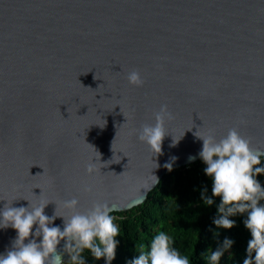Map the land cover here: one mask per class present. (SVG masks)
<instances>
[{
	"label": "water",
	"instance_id": "1",
	"mask_svg": "<svg viewBox=\"0 0 264 264\" xmlns=\"http://www.w3.org/2000/svg\"><path fill=\"white\" fill-rule=\"evenodd\" d=\"M162 105L181 139L165 136L154 169L137 132ZM233 127L264 151V0H0V201L126 212L200 160L196 131ZM15 236L0 230V254Z\"/></svg>",
	"mask_w": 264,
	"mask_h": 264
},
{
	"label": "clouds",
	"instance_id": "2",
	"mask_svg": "<svg viewBox=\"0 0 264 264\" xmlns=\"http://www.w3.org/2000/svg\"><path fill=\"white\" fill-rule=\"evenodd\" d=\"M127 80L134 87H141L144 83L137 70L130 71ZM171 119L167 106L162 105L153 114L154 122L138 129L137 139L150 153L154 169L160 165L153 158L162 154L163 140L171 135L166 128V121ZM240 123L245 122L241 120ZM194 135L202 141L198 157L205 165L204 175L211 182L210 195L205 188L201 200L206 207H216V215L212 218L215 230L210 227L208 231L217 239L220 230L235 227L234 217H243L242 223L250 239L242 264H264V183L258 179L264 175V151L253 149L251 140L242 136L237 127L219 137L214 128L203 133L196 131ZM180 139L172 136L170 147H175ZM196 158L189 156V163ZM177 159L170 157L163 167L172 171ZM85 171L89 177L94 176L97 172L95 161L90 162ZM152 176L154 183L148 190L159 183L158 178ZM83 191L90 193L92 188L85 185ZM0 202H5L0 207V230L11 228L16 233L11 247L0 254V264H88L86 253L93 261L103 259L105 264H112L116 258L120 228L107 203L94 201L81 212L79 199L72 197L60 204L67 215L59 214L55 204L54 212L49 216L45 214L48 202L32 205L27 201V206L19 207L13 206L17 201ZM58 218L62 220L61 225L54 223ZM234 243L229 236L222 241L217 239L215 250L209 247L201 256L207 264H221L226 254L232 255ZM65 256L67 261L63 259ZM129 264H191V261L174 246L173 237L161 230Z\"/></svg>",
	"mask_w": 264,
	"mask_h": 264
},
{
	"label": "trees",
	"instance_id": "3",
	"mask_svg": "<svg viewBox=\"0 0 264 264\" xmlns=\"http://www.w3.org/2000/svg\"><path fill=\"white\" fill-rule=\"evenodd\" d=\"M204 167L199 160L170 172L150 192L145 203L129 211L112 214L120 228L116 258L112 264H129L161 230L173 237L174 246L189 257L191 264H207L201 253L209 247L215 250L217 239L222 241L229 236L235 241L232 255L226 254L221 264H242L250 239L242 223L243 217H234L235 227L228 231L220 230L217 239L208 231L210 227L215 230L212 218L216 215V207H206L201 200L202 190L207 188L209 195L211 192V182L204 175ZM258 179L264 183V175ZM85 255L88 264H105L103 259L93 261L87 253Z\"/></svg>",
	"mask_w": 264,
	"mask_h": 264
}]
</instances>
